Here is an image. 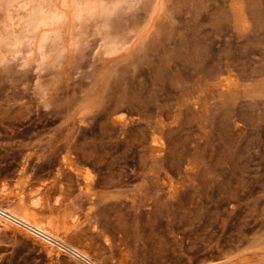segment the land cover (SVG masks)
I'll list each match as a JSON object with an SVG mask.
<instances>
[{"label":"rangeland","instance_id":"obj_1","mask_svg":"<svg viewBox=\"0 0 264 264\" xmlns=\"http://www.w3.org/2000/svg\"><path fill=\"white\" fill-rule=\"evenodd\" d=\"M19 1L0 0L1 205L43 185L39 218L101 264H264V0H57L38 26ZM12 235L0 264H49Z\"/></svg>","mask_w":264,"mask_h":264},{"label":"bare ground","instance_id":"obj_2","mask_svg":"<svg viewBox=\"0 0 264 264\" xmlns=\"http://www.w3.org/2000/svg\"><path fill=\"white\" fill-rule=\"evenodd\" d=\"M56 3L57 0H32V3L30 2V0H20L19 3L16 5V7H22L31 4L32 23L34 24V26L51 25L58 18ZM239 15H238V19L241 16ZM244 15H242L243 18H241L243 19V21L245 17ZM1 17L3 16L0 15V42L5 39V32L8 26L5 21V17H3L4 19H2ZM239 24L241 25L242 22H239ZM245 24H247V22ZM245 24L242 25L241 27L245 26ZM40 48H44L43 42L41 43ZM234 86L236 85L234 84ZM224 87L226 88V85H224ZM231 87L229 89L232 90ZM227 88L225 90H227ZM226 92H228V90ZM84 173L85 172H82V175ZM83 177L87 179L88 176L85 173ZM3 191L4 188H2L0 192ZM43 191H44L43 185L37 186L35 189L30 190L29 193L26 194L25 196L23 194L17 195V198L10 205H1L0 203V236L13 237L12 231L14 229L18 230L21 234L33 240V242H38L41 244V249L46 254L47 261L49 264H51V262L55 258H57L59 254L62 253L65 254L64 259L68 261V264H101L98 261H96L95 255L90 254L87 251V249L84 248V246H79L78 244L69 241L67 237L61 236V234L57 232L58 229L54 227L53 222L51 220L43 221L39 218V215L42 209L44 208ZM171 193L173 194L174 192ZM53 204L54 205L59 204L58 197H55L53 199ZM68 217L70 218V216H67V218ZM67 218L63 217L62 219L63 226L66 225V223H68V225H70L71 223L72 225V223L74 224V222L78 220L77 215H73L70 218V221H68ZM66 231L67 230H64L63 232L66 233ZM84 244H86V241L83 242V245Z\"/></svg>","mask_w":264,"mask_h":264}]
</instances>
